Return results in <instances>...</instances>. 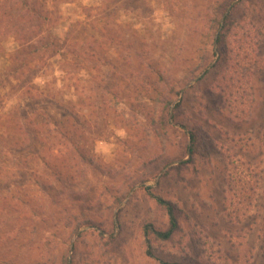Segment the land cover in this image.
<instances>
[{
	"label": "rangeland",
	"instance_id": "rangeland-1",
	"mask_svg": "<svg viewBox=\"0 0 264 264\" xmlns=\"http://www.w3.org/2000/svg\"><path fill=\"white\" fill-rule=\"evenodd\" d=\"M229 3L258 42L236 121ZM263 232L264 0H0V264H264Z\"/></svg>",
	"mask_w": 264,
	"mask_h": 264
},
{
	"label": "trees",
	"instance_id": "trees-1",
	"mask_svg": "<svg viewBox=\"0 0 264 264\" xmlns=\"http://www.w3.org/2000/svg\"><path fill=\"white\" fill-rule=\"evenodd\" d=\"M233 8L234 7L233 5H231V3L227 4L225 9H223V19L219 18L215 20V23L212 22L215 26L214 28L216 34V50L214 51L215 61L211 68L212 70L218 71L216 74V76L218 77L216 87L219 88L224 102V107L226 110H228V115L235 120V110L238 108V106H241L242 104V102L238 103L236 97L237 95H240V93H238V91L241 90L240 86L244 85L237 78L244 79L245 74H242L240 72L242 68H244L246 72H251L250 66H245L247 63L244 62L243 65H241V60L239 56L242 57V55H239L240 49L243 50V54H245V56L243 57H245L246 60H253L252 57H246V55H249L248 53H253L254 49L252 48L256 45L258 46V42L255 41L257 40L256 37L255 39L252 38L251 32H246V27L242 25L241 21H236L231 18V11L233 10ZM227 11L228 13H226ZM252 68L258 70L260 68L259 61L256 60V63L252 66ZM245 84H248V82H246ZM190 138L191 146L189 148V154L195 155V152H197L195 150V134L190 133ZM156 201L159 205L163 206L167 212L168 227L163 231L153 230L152 233L157 239L168 240L172 237V235L178 228V221L175 215V208L173 204L161 198L157 197ZM262 240L264 243V232ZM148 254L150 253L148 252Z\"/></svg>",
	"mask_w": 264,
	"mask_h": 264
}]
</instances>
